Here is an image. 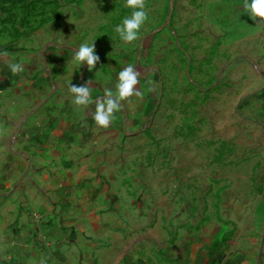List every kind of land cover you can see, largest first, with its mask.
I'll return each instance as SVG.
<instances>
[{"label":"rangeland","instance_id":"rangeland-1","mask_svg":"<svg viewBox=\"0 0 264 264\" xmlns=\"http://www.w3.org/2000/svg\"><path fill=\"white\" fill-rule=\"evenodd\" d=\"M143 2L127 42V0H0V264L67 250L91 214L129 264H264V18L245 0ZM85 42L95 65L75 59ZM128 65L139 94L99 125Z\"/></svg>","mask_w":264,"mask_h":264},{"label":"clouds","instance_id":"clouds-1","mask_svg":"<svg viewBox=\"0 0 264 264\" xmlns=\"http://www.w3.org/2000/svg\"><path fill=\"white\" fill-rule=\"evenodd\" d=\"M128 6L132 7L130 16H126L121 24L115 26L116 32L127 42L135 40L138 36V30L147 19V12L144 10L143 0H127ZM243 7L248 10L250 17L264 18V0H245ZM94 42L88 44L82 43L78 51L75 52V59L80 62L87 61V65H95L99 60V56L94 54ZM12 73L22 70V65L13 63L10 65ZM138 73L132 65H128L118 73V83L116 85L117 92L113 95L111 92L103 98L96 101V111L94 113L95 121L102 126L107 127L110 121L115 119L114 112L121 107L120 100L125 97L132 96L134 93L139 94L134 85L138 83ZM71 92L75 93L74 103L85 105L90 102V90L84 84L83 86L71 85ZM44 264V261H41Z\"/></svg>","mask_w":264,"mask_h":264},{"label":"crops","instance_id":"crops-1","mask_svg":"<svg viewBox=\"0 0 264 264\" xmlns=\"http://www.w3.org/2000/svg\"><path fill=\"white\" fill-rule=\"evenodd\" d=\"M83 194L77 193V197L79 198L80 195L82 197ZM95 216L91 214V216L87 217L86 222H76L75 226L70 223L73 225L71 229L76 233L68 242L67 250L61 247L58 249L57 246V249H55L56 247L52 246L54 252L47 251L49 253L46 252L47 254L44 253L42 256H31L30 263L41 264L43 260L44 264H129L136 261L137 255H132L131 257L128 255L127 245L104 242L100 238H96L95 235L88 233L97 230V225L99 224H97ZM53 222L55 221L53 220ZM65 227L66 225L63 228L64 230L66 229ZM20 245H22L21 242L17 241L14 242L13 246ZM215 264H239V261L215 260Z\"/></svg>","mask_w":264,"mask_h":264}]
</instances>
